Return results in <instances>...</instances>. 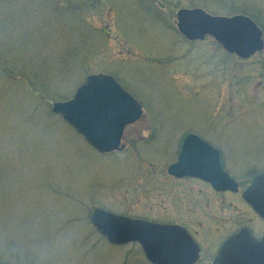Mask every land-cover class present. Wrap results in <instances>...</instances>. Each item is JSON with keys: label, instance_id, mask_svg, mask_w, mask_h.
<instances>
[{"label": "rangeland", "instance_id": "374dc122", "mask_svg": "<svg viewBox=\"0 0 264 264\" xmlns=\"http://www.w3.org/2000/svg\"><path fill=\"white\" fill-rule=\"evenodd\" d=\"M196 7L250 15L264 32V0H0V264H152L138 243L108 242L90 215L185 219L170 205L190 201L192 183L168 167L188 133L219 148L235 179L264 172V50L241 58L209 36L188 41L176 13ZM99 73L143 104L112 153L52 110ZM240 201L219 230L247 223L260 235ZM220 231L197 264L216 254Z\"/></svg>", "mask_w": 264, "mask_h": 264}, {"label": "water", "instance_id": "95a60500", "mask_svg": "<svg viewBox=\"0 0 264 264\" xmlns=\"http://www.w3.org/2000/svg\"><path fill=\"white\" fill-rule=\"evenodd\" d=\"M178 31L189 41L214 38L230 54L249 58L264 49V32L247 14L213 15L201 7L177 11ZM53 112L81 133L101 153L120 149L125 129L143 115V105L112 75H88L75 95L56 102ZM175 177L192 176L212 183L217 190H237V182L224 170L220 151L189 133L178 160L169 166ZM243 198L264 218V172L258 173ZM90 221L108 242L138 243L152 264H195L199 246L188 231L173 224L131 218L95 208ZM212 264H264V237L242 228L226 239Z\"/></svg>", "mask_w": 264, "mask_h": 264}, {"label": "flooded vegetation", "instance_id": "af4514ba", "mask_svg": "<svg viewBox=\"0 0 264 264\" xmlns=\"http://www.w3.org/2000/svg\"><path fill=\"white\" fill-rule=\"evenodd\" d=\"M187 135L188 134H186V136ZM197 135L202 137L199 134ZM186 136L183 138L181 146L183 145ZM209 143L215 146L211 142ZM221 162L223 163V167L225 168L222 153H221ZM171 176L173 177L172 180L176 182L192 183V185L191 184L186 185V188L184 189L185 191H188V193L189 192L191 193V195H189L191 200L190 201L187 200L184 202L182 201L179 207H177L178 205L175 201L172 202L170 205V208L173 212L176 208H182L183 210L186 211V213H188L187 214L188 216L185 219H182L181 221L173 219L169 221L168 224L179 225L185 228L188 231V233L193 237V239L196 241L197 245L199 246L200 252H199V258L195 264H197L203 258V254L206 249L212 248L210 245H211V235L213 234V232L220 231L219 230L220 226L232 224L229 218L222 217L221 215L228 211H232L233 213H235L238 209L236 202L237 199L244 202L246 204L245 207L248 209V211L252 214H255L258 217V219L264 224V218L261 217L254 210V208L243 198L244 191L251 185L253 179L249 182H244L242 180H238L234 178L238 184L237 190H232V189L217 190L212 185L211 182L204 180L202 178L192 177V176H185V177H175L173 175ZM182 199L184 200V198ZM242 225L244 226L241 227L240 225L238 227L232 228L229 231H224V230L220 231V232H226V234L225 237L222 238V240H220L221 239L220 237L218 241V248H216V254L208 257L207 261L209 262V264H212V262L214 261L215 257L217 256L220 250L221 245L226 239H228V237L237 233L242 228L248 227L247 223H243ZM248 228L251 229L252 234L255 236V238L260 240L261 238L264 237V231L260 235H257L255 234V232L251 227Z\"/></svg>", "mask_w": 264, "mask_h": 264}, {"label": "trees", "instance_id": "16d2710c", "mask_svg": "<svg viewBox=\"0 0 264 264\" xmlns=\"http://www.w3.org/2000/svg\"><path fill=\"white\" fill-rule=\"evenodd\" d=\"M247 13V12H246ZM249 14V13H248Z\"/></svg>", "mask_w": 264, "mask_h": 264}]
</instances>
